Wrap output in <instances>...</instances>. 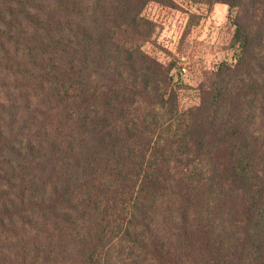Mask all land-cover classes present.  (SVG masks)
<instances>
[{
  "label": "trees",
  "instance_id": "1",
  "mask_svg": "<svg viewBox=\"0 0 264 264\" xmlns=\"http://www.w3.org/2000/svg\"><path fill=\"white\" fill-rule=\"evenodd\" d=\"M189 1L235 50L180 109L173 0H0V264H264V0Z\"/></svg>",
  "mask_w": 264,
  "mask_h": 264
},
{
  "label": "rangeland",
  "instance_id": "2",
  "mask_svg": "<svg viewBox=\"0 0 264 264\" xmlns=\"http://www.w3.org/2000/svg\"><path fill=\"white\" fill-rule=\"evenodd\" d=\"M173 1L172 6L153 2L145 6L143 15L155 24V30L143 50L171 66L175 84L180 86L179 108L185 109L197 104V87L206 74L222 61H233L232 13L221 3Z\"/></svg>",
  "mask_w": 264,
  "mask_h": 264
},
{
  "label": "built area",
  "instance_id": "3",
  "mask_svg": "<svg viewBox=\"0 0 264 264\" xmlns=\"http://www.w3.org/2000/svg\"><path fill=\"white\" fill-rule=\"evenodd\" d=\"M180 59L183 60L184 57H181ZM180 70H181L182 72H185V68H184V67L180 68Z\"/></svg>",
  "mask_w": 264,
  "mask_h": 264
}]
</instances>
